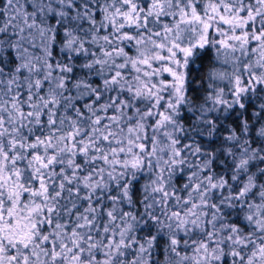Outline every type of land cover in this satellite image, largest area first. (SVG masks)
<instances>
[{
    "label": "snow or ice",
    "instance_id": "snow-or-ice-1",
    "mask_svg": "<svg viewBox=\"0 0 264 264\" xmlns=\"http://www.w3.org/2000/svg\"><path fill=\"white\" fill-rule=\"evenodd\" d=\"M201 50H214L238 73L231 97L264 93V0H0V264H129V252L135 264L159 247L151 232L141 238L128 208L117 209L118 196H104L111 188L96 184L105 175L114 181L112 173L129 163L135 168L145 152L151 169L160 134L176 143L167 131L173 96L192 88L183 69ZM82 62L101 74L94 82L103 91L92 88V77L77 79L79 68L69 64ZM85 89L87 96L77 94ZM212 102L226 104L219 96ZM190 148L181 142L176 155ZM156 171L164 181V169ZM200 171L215 190L211 174ZM163 189H153L164 198L156 197L157 206L175 203V217L198 204L184 193L181 209L177 193L169 198ZM245 193L243 185L236 189L237 199ZM214 223L206 219L201 233L195 218L184 225L177 219L173 252L190 254L191 264L264 261V231L254 236L238 218Z\"/></svg>",
    "mask_w": 264,
    "mask_h": 264
},
{
    "label": "clouds",
    "instance_id": "clouds-1",
    "mask_svg": "<svg viewBox=\"0 0 264 264\" xmlns=\"http://www.w3.org/2000/svg\"><path fill=\"white\" fill-rule=\"evenodd\" d=\"M5 46H10V41H5ZM7 63L5 58V64ZM60 63H64L63 51ZM69 67L79 68L80 74L77 79L85 80L92 77L93 79L89 81L92 88L103 91L102 85L94 82L101 75L95 66L86 68L82 62L80 65L70 63ZM189 71L191 78H188ZM183 72L186 83L192 85V88H185L182 98L173 96L172 122L167 124L168 136L174 137L176 143H169L160 134L157 139V151L150 157L151 169L147 166L149 154L145 152L140 154L141 159L135 161V168L129 163V166L120 169L119 172L112 173L115 176L114 181L105 175L104 180L97 181L96 184L97 187L108 185L111 188V191L103 188L105 197L110 198L113 195L119 197L117 209L120 207L129 209L128 220L134 224L141 238L151 232L160 242L159 247H152L149 253H141L135 264H191L190 254L185 256L183 253L173 252V246L169 243L171 238L180 235L177 230V219L180 220V225H184L186 221L195 218L201 233L209 217L215 218L213 227H216L217 223L229 226L238 218L240 224L248 227L252 235L256 236L264 231V179H257L264 172V117L260 116V112L264 110V93L253 92L250 94L251 99L249 94H242L240 98L231 97L230 94L234 91L233 81L238 73L231 65L218 59L214 55V50L207 53L201 50L197 56L191 58V63L185 66ZM88 91L77 90V94L87 96ZM210 96L212 100L209 99ZM217 96L226 104L213 103ZM144 100L150 102L147 96ZM241 102L245 107H239ZM249 103L256 107L248 109ZM236 108L239 110L235 111ZM144 123L147 125L148 122L145 120ZM224 129L228 130L227 133ZM181 142L191 144V148L184 156H177V147ZM162 146L165 149L163 153L160 151ZM181 151L184 149L181 148ZM244 159H247L248 163L240 170H236V165ZM157 165L164 169V181L158 179ZM91 166L84 165V170L87 171ZM200 169L211 174L217 185L215 190ZM229 176L233 177L232 183L225 184V178ZM162 183L163 190L169 193V198L173 191L177 193L181 209L184 208L181 199V194L184 193L188 194L190 200L198 201L197 206L191 208L185 217L173 216L175 203H169L167 209L158 207L156 197L161 194L154 192L153 189ZM197 183L200 184L199 189L192 192V185ZM186 184L188 188H185ZM242 185L246 187V193L237 199L236 189ZM222 187L228 191H220ZM255 188H259V192L252 195ZM163 202L164 198L161 195V203ZM134 214L136 219L133 221ZM249 216L252 217L251 220L247 219ZM152 217H155V220L149 224ZM239 234L245 235L243 227ZM192 236L193 233L189 232V240ZM225 254L227 253L217 250V256ZM131 258L132 254L129 252V264ZM200 264L205 262L201 260ZM260 264H264V261Z\"/></svg>",
    "mask_w": 264,
    "mask_h": 264
}]
</instances>
